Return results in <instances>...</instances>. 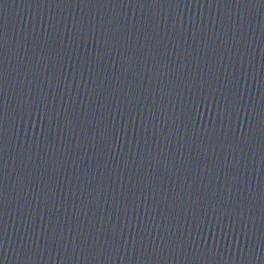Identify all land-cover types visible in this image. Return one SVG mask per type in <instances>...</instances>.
Wrapping results in <instances>:
<instances>
[{"label":"water","instance_id":"obj_1","mask_svg":"<svg viewBox=\"0 0 264 264\" xmlns=\"http://www.w3.org/2000/svg\"><path fill=\"white\" fill-rule=\"evenodd\" d=\"M0 264H264V0H0Z\"/></svg>","mask_w":264,"mask_h":264}]
</instances>
